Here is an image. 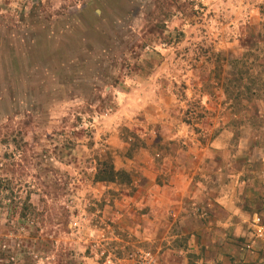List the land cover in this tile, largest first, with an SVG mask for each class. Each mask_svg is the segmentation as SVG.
I'll list each match as a JSON object with an SVG mask.
<instances>
[{"label":"rangeland","instance_id":"1","mask_svg":"<svg viewBox=\"0 0 264 264\" xmlns=\"http://www.w3.org/2000/svg\"><path fill=\"white\" fill-rule=\"evenodd\" d=\"M263 66L264 0H0V264H255Z\"/></svg>","mask_w":264,"mask_h":264},{"label":"trees","instance_id":"2","mask_svg":"<svg viewBox=\"0 0 264 264\" xmlns=\"http://www.w3.org/2000/svg\"><path fill=\"white\" fill-rule=\"evenodd\" d=\"M244 79L246 80L247 77ZM261 79L264 80V77L262 76ZM229 82H232V80H229ZM108 159L109 157H106L105 160L101 162V164H98L96 167V172L94 173V180L100 182L125 181V179H127V174L121 170H113Z\"/></svg>","mask_w":264,"mask_h":264},{"label":"crops","instance_id":"3","mask_svg":"<svg viewBox=\"0 0 264 264\" xmlns=\"http://www.w3.org/2000/svg\"><path fill=\"white\" fill-rule=\"evenodd\" d=\"M264 239L257 241V252L255 253V255L252 257L253 259V263L255 264H264ZM247 262H250L247 260Z\"/></svg>","mask_w":264,"mask_h":264},{"label":"built area","instance_id":"4","mask_svg":"<svg viewBox=\"0 0 264 264\" xmlns=\"http://www.w3.org/2000/svg\"><path fill=\"white\" fill-rule=\"evenodd\" d=\"M252 222H253V225H254V227L256 229L257 235H261V226L258 223L259 222L258 217L254 216L252 218ZM105 264H113V263L111 261H106Z\"/></svg>","mask_w":264,"mask_h":264}]
</instances>
